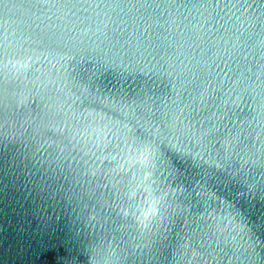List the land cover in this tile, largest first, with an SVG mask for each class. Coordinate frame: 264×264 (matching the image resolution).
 <instances>
[{
	"label": "water",
	"instance_id": "water-1",
	"mask_svg": "<svg viewBox=\"0 0 264 264\" xmlns=\"http://www.w3.org/2000/svg\"><path fill=\"white\" fill-rule=\"evenodd\" d=\"M0 264H264V0H0Z\"/></svg>",
	"mask_w": 264,
	"mask_h": 264
},
{
	"label": "snow or ice",
	"instance_id": "snow-or-ice-1",
	"mask_svg": "<svg viewBox=\"0 0 264 264\" xmlns=\"http://www.w3.org/2000/svg\"><path fill=\"white\" fill-rule=\"evenodd\" d=\"M232 7L237 8V10H239V8H242L243 5H233ZM220 120L223 121V115L220 116ZM216 128L219 129V125H216ZM211 133V128H209L207 131L202 127L199 130H197L194 126H190L189 130H188V135L189 138L192 140H200L201 138H207V136ZM142 147L151 150V152H154V146L151 144L148 145H144L143 142H141ZM222 227H226V226H222ZM225 242H227V238L225 237Z\"/></svg>",
	"mask_w": 264,
	"mask_h": 264
}]
</instances>
